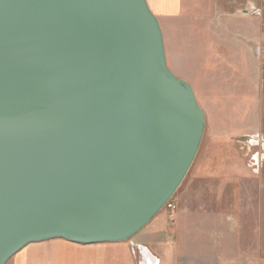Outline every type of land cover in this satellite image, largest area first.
Instances as JSON below:
<instances>
[{
    "label": "water",
    "instance_id": "water-1",
    "mask_svg": "<svg viewBox=\"0 0 264 264\" xmlns=\"http://www.w3.org/2000/svg\"><path fill=\"white\" fill-rule=\"evenodd\" d=\"M204 127L147 0H0V264L49 239L132 238Z\"/></svg>",
    "mask_w": 264,
    "mask_h": 264
},
{
    "label": "rangeland",
    "instance_id": "rangeland-1",
    "mask_svg": "<svg viewBox=\"0 0 264 264\" xmlns=\"http://www.w3.org/2000/svg\"><path fill=\"white\" fill-rule=\"evenodd\" d=\"M184 3L186 14L172 19L166 32L167 66L178 77L188 79L195 96L196 85L202 88L201 94L210 93L208 100L213 105L203 99L206 113L201 143L180 185L195 173L196 184L206 186L208 177L213 175L214 188L223 179H230L232 184H227V188L218 187L222 191L221 203L233 209L235 224L246 234L248 241L244 246L252 256V264H264V46L256 58L242 49L223 59L213 52L211 39L206 41L210 37L212 15L214 18L223 13H240L264 19L261 3L259 0H184ZM254 136L257 138L248 141ZM173 196L170 201L174 205ZM153 221L151 225L156 222L173 225L175 208L171 211L163 208ZM11 259L6 264H11Z\"/></svg>",
    "mask_w": 264,
    "mask_h": 264
},
{
    "label": "crops",
    "instance_id": "crops-1",
    "mask_svg": "<svg viewBox=\"0 0 264 264\" xmlns=\"http://www.w3.org/2000/svg\"><path fill=\"white\" fill-rule=\"evenodd\" d=\"M259 1L264 13V0ZM148 2L158 18L167 56L166 32L171 28L172 19H180L186 14V5L184 0ZM212 17L208 31L210 37L206 41L211 39L214 53L226 59L230 53L246 49L251 58L257 57L258 50L264 46L262 16L223 13L219 17ZM183 79L188 81L187 78ZM201 89L196 85V99L206 113L203 99L208 100L211 94H201ZM209 102L213 105L212 100ZM251 127L254 129V126ZM225 177L230 178L229 175ZM208 178L207 186L196 184L195 173L178 187L173 196V225H161L159 222L151 225L154 217L130 239L133 246L140 245L145 248L143 250L132 248L128 240L81 244L49 239L26 245L11 257V264H252V256L244 246L248 241L246 234L235 224L233 209L221 203L222 191L218 187L227 188V184H232L231 180H220L214 188V176Z\"/></svg>",
    "mask_w": 264,
    "mask_h": 264
},
{
    "label": "built area",
    "instance_id": "built-area-1",
    "mask_svg": "<svg viewBox=\"0 0 264 264\" xmlns=\"http://www.w3.org/2000/svg\"><path fill=\"white\" fill-rule=\"evenodd\" d=\"M166 209L169 210V211H171L172 209H174V205L171 202H167L166 203ZM130 244H131L130 246L132 248H134L133 243L131 241H130Z\"/></svg>",
    "mask_w": 264,
    "mask_h": 264
},
{
    "label": "bare ground",
    "instance_id": "bare-ground-1",
    "mask_svg": "<svg viewBox=\"0 0 264 264\" xmlns=\"http://www.w3.org/2000/svg\"><path fill=\"white\" fill-rule=\"evenodd\" d=\"M24 247H25V246H24ZM24 247H23V248H24ZM19 251H20V250H19ZM15 254H16V253H15ZM15 254H14V255H15ZM11 257H12V256H11ZM11 257H10V258H11ZM10 258H9V259H10ZM9 259H8V260H9ZM6 263H7V262H6Z\"/></svg>",
    "mask_w": 264,
    "mask_h": 264
}]
</instances>
